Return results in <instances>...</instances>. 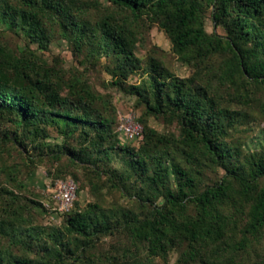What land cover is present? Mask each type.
Here are the masks:
<instances>
[{"label": "trees", "instance_id": "16d2710c", "mask_svg": "<svg viewBox=\"0 0 264 264\" xmlns=\"http://www.w3.org/2000/svg\"><path fill=\"white\" fill-rule=\"evenodd\" d=\"M106 1L110 6L100 9L81 0H0V23L20 30L27 42L16 51L0 44V170L5 187L16 189L4 188L7 196H1L0 264H99L80 258L101 237L123 239L101 264H151L153 258L168 264L173 253L175 264H264V249L256 252L264 237V151L241 161L227 137L243 113L224 104L226 93L264 112V0ZM208 10L224 36L206 32ZM145 21L164 31L172 52L193 69L189 78H178L153 57L144 67L136 50ZM56 33L91 67L103 58L113 61L111 85L118 90L125 92L138 71L149 75L127 91L143 109L136 118L143 128L138 144L117 131L114 104L37 54ZM254 87L262 90L260 100ZM150 116L176 125L177 134L151 128ZM51 132L58 142H48ZM14 147L56 164L67 160L74 179L60 180L75 182L81 170L92 176V191L99 190L97 178L120 191L132 183L138 212L106 211L97 202L66 213L53 206L65 216L63 229L33 226L17 193L25 188L20 166L2 159ZM167 159L174 161L171 171L162 167ZM211 167H222L224 175L202 188L204 169ZM33 248L40 253L29 257Z\"/></svg>", "mask_w": 264, "mask_h": 264}, {"label": "rangeland", "instance_id": "374dc122", "mask_svg": "<svg viewBox=\"0 0 264 264\" xmlns=\"http://www.w3.org/2000/svg\"><path fill=\"white\" fill-rule=\"evenodd\" d=\"M84 4L92 6L98 3L97 7L100 9H106L110 4L106 0H81ZM101 11V10H100ZM140 39L137 43L136 55L142 60L144 67L148 64L151 57L159 60L162 65L171 71L175 76L180 79L189 78L193 74V69L187 65H184L179 61L178 57L172 52V47L163 30H161L156 24H150L149 21L140 23ZM205 30L207 33L215 32L216 34L225 35V31L221 27H214L211 19V11L208 10L205 14ZM0 44H4L9 49L16 51L19 47L26 45V39L20 30L10 28L7 25L0 23ZM30 48L36 49V45H31ZM37 54L42 58L47 65H58L63 69L66 75H75L76 77H82L87 81L91 89L98 95L104 97L107 101L116 106L118 113L132 112L135 118H139L143 112L142 107H136V97L128 94V87L133 85L142 84L150 77L144 70L130 76L124 91L118 90L111 85L113 69L115 63L111 60L101 59L99 64L95 67L89 66V64L83 59L82 56H75L69 47V44L65 39H62L59 33H56L52 38V43L46 51L38 50ZM224 91L232 92V89ZM252 92L260 100L262 97V90L260 87L252 88ZM226 101L224 104L228 105L232 110H241L243 113V119L238 124L230 129L227 142L234 146L240 153V159H243L252 153L264 151V112L261 111L260 105H252L250 108L242 107L239 103L233 100V97H229L225 93ZM148 125L162 134H177L176 125H170L164 121L163 118L155 119L154 117L147 118ZM9 127V124H5ZM56 135L51 132L49 143L58 142ZM135 142L134 144H136ZM133 144V146H135ZM138 144V143H137ZM137 147V146H135ZM37 153L33 151L28 153H20V151L14 147L9 148V152L3 154V160L7 164H17L20 166L18 172V178L21 184H24L25 188L20 193L24 198L23 204H27V212L33 226H40L44 228L54 227L57 229H63L65 216L55 214L52 211L53 206L56 207L53 200L52 193V181L60 180L62 178H73L72 172L75 171L69 166L68 161L63 159L59 163H52V161L46 156H42L39 159L35 157ZM174 162L172 159H167L163 162L162 167L171 171V164ZM78 180L75 181L78 186V194L76 196L77 208L75 203L73 209L79 211L85 210L89 205L95 202L105 209L106 211L111 208H130L138 212V202L134 196V186L132 183H126L120 190L112 188L106 183L105 178L95 179L99 190H90L88 186V178L86 173L79 170L77 171ZM202 177V188L204 186L213 185L214 182L219 180L224 175V169L220 168H205ZM172 178V175H171ZM7 180L0 170V202H2L1 196H7L8 190H16L14 187H5ZM90 184V183H89ZM173 184V181H172ZM53 200V203H52ZM33 201L37 204H32ZM47 211L44 210V207ZM54 207V208H55ZM123 242L122 237H101L95 243V247L89 249L87 252L82 253L80 258L81 263L84 260H91L99 262L101 264L106 256H109L114 251V247L118 244V241ZM61 250V248L59 246ZM121 252L124 247L123 243L118 247ZM264 249V237L261 242L256 245V252H260ZM39 248H33L31 252L27 254L29 257H36L40 253ZM12 251L15 254L23 252V248L12 247ZM139 254L144 255V250L139 249ZM135 256V250L132 248V257ZM177 254H170L168 264H175ZM74 257L70 254H66V260L69 263H73ZM151 264H164L159 258L151 259Z\"/></svg>", "mask_w": 264, "mask_h": 264}, {"label": "built area", "instance_id": "2783aa9c", "mask_svg": "<svg viewBox=\"0 0 264 264\" xmlns=\"http://www.w3.org/2000/svg\"><path fill=\"white\" fill-rule=\"evenodd\" d=\"M117 131L124 140L139 142L142 138V126L136 121L132 112L118 113ZM53 199L60 213H66L76 200L77 184L70 179L58 180L52 187Z\"/></svg>", "mask_w": 264, "mask_h": 264}]
</instances>
